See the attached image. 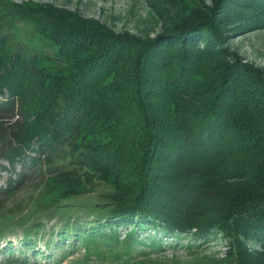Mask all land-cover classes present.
I'll list each match as a JSON object with an SVG mask.
<instances>
[{"label": "trees", "instance_id": "16d2710c", "mask_svg": "<svg viewBox=\"0 0 264 264\" xmlns=\"http://www.w3.org/2000/svg\"><path fill=\"white\" fill-rule=\"evenodd\" d=\"M175 5L157 13L163 32L141 39L76 11L0 1V119L10 114L0 159L45 164L50 206L93 191L88 177L105 188L96 206L80 205L101 213L74 240L128 224L127 254L134 228L216 229L229 245L220 264H264V76L223 45L264 26V0H214L207 13ZM16 21L30 45L13 42Z\"/></svg>", "mask_w": 264, "mask_h": 264}, {"label": "rangeland", "instance_id": "374dc122", "mask_svg": "<svg viewBox=\"0 0 264 264\" xmlns=\"http://www.w3.org/2000/svg\"><path fill=\"white\" fill-rule=\"evenodd\" d=\"M0 1L50 4L76 11L114 33H128L141 39H153L161 34L165 21L158 16L159 9L176 6L175 0ZM188 1L205 13L214 4V0ZM231 26L225 25V28ZM9 32L14 33L11 38L15 44L21 41L23 46L30 45L28 38H32L33 33L24 22H12ZM223 45L237 60L259 69L264 76V26L233 32ZM46 65L51 66L50 62ZM8 115L1 114L0 125L7 126L5 116ZM39 164L37 161L9 164L0 159V264H220L224 261L228 239L216 229H210L205 238H200L191 232L168 235L156 228H134V244L126 250L127 254H122L124 241L133 229L128 224L115 225L113 231L97 234L94 241L86 236L81 239L82 234L80 239L74 240L73 229L83 225L87 230L88 223L92 224L97 219L95 215L101 213L98 209L89 213L80 205L96 206L97 191H101L102 186L98 187L95 178L88 177L95 187L93 191L72 202L74 204H62L63 208L50 206L41 200L39 183L45 164L38 170ZM106 227L105 224L103 228ZM244 244L254 251L260 249L248 241Z\"/></svg>", "mask_w": 264, "mask_h": 264}]
</instances>
